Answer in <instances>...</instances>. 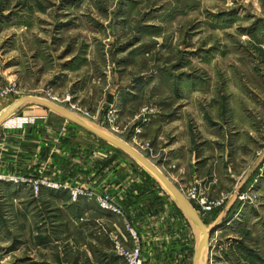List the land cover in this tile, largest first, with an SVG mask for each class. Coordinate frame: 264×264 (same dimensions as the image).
Listing matches in <instances>:
<instances>
[{"label": "rangeland", "instance_id": "1", "mask_svg": "<svg viewBox=\"0 0 264 264\" xmlns=\"http://www.w3.org/2000/svg\"><path fill=\"white\" fill-rule=\"evenodd\" d=\"M22 96L84 116L157 166L213 225L205 264H264V0H0V114ZM52 115L28 101L0 123V264H101L96 241L126 264L134 237L153 264L155 227L175 245L159 264H193L198 234L151 174ZM128 186L159 210L147 234L91 212L125 217Z\"/></svg>", "mask_w": 264, "mask_h": 264}, {"label": "water", "instance_id": "2", "mask_svg": "<svg viewBox=\"0 0 264 264\" xmlns=\"http://www.w3.org/2000/svg\"><path fill=\"white\" fill-rule=\"evenodd\" d=\"M32 101L44 106L45 108L62 115L69 121L78 124L84 129L90 131L103 140L111 143L138 164H140L145 170H147L162 186L174 203L179 207L184 216L188 219L191 225L195 228L198 234V241L193 252V264H197L199 261H203L204 250L207 247V243L211 233L214 231L212 227H206L203 221L200 219L191 204L185 199L181 192L175 187V185L155 166L147 157L142 153L128 145L126 142L115 136L114 134L100 128L97 125L90 123L81 116L71 112L70 110L61 107L47 99H43L37 96H22L17 101L13 102L3 113L0 114V123L11 115L16 109L22 106L24 103Z\"/></svg>", "mask_w": 264, "mask_h": 264}, {"label": "crops", "instance_id": "3", "mask_svg": "<svg viewBox=\"0 0 264 264\" xmlns=\"http://www.w3.org/2000/svg\"><path fill=\"white\" fill-rule=\"evenodd\" d=\"M46 109V108H45ZM48 110V109H46ZM44 111V109H43ZM49 112H52L53 114H55L56 116H60L62 118H64L65 120H68L66 119L65 117H63L62 115H59L53 111H50L48 110ZM55 115H52V116H55ZM69 121V120H68ZM71 122V121H70ZM101 128V127H100ZM136 162V161H135ZM111 163V164H110ZM108 169H110V171L108 172L110 176V179H108L106 182H105V185H108V189L113 191L112 190V184L116 182V176H115V162L114 160L110 161V158L107 159V163H106ZM115 167V168H114ZM249 171H247L246 175H245V180H247L249 178V174L250 172L252 171L253 167H249ZM65 169V172L66 170L68 169L67 167H61V170ZM66 178L67 177V173L63 174ZM152 176V175H151ZM63 177V176H62ZM154 178V177H153ZM155 179V178H154ZM111 180V182H110ZM156 180V179H155ZM244 180V181H245ZM96 182V181H95ZM95 182H93L95 184ZM156 182L158 183V181L156 180ZM161 186V185H160ZM162 188V186H161ZM163 191H165L163 188H162ZM166 193V191H165ZM118 200L120 201V206L122 205L124 207V209L126 210V216L125 217H122L121 215H116V214H112V213H107V212H102L100 210H98L97 208H94L92 209L91 212L95 213L97 215V218L99 216V218H102L104 220H108L109 222H111V218L112 217H115V218H118L120 217L121 219V222H123L122 220L126 219H131L130 221L132 223H135V226H137L138 229H141V232L147 234V232L145 231L144 229V225L146 223V221H151L153 220L154 221V224L158 223L156 218L158 217V215H156V213L159 212L158 209H156V205H155V208H153V210H155L154 212H151L152 211V201L150 199H147L148 197H145L146 196L145 194H141V193H138V191L136 189H134L132 186H128L126 188V191L125 190H122L121 192H119L118 194ZM128 196L129 198L133 199V200H136V201H133V202H129L128 203L125 201V197ZM170 197V196H169ZM81 200V199H80ZM124 200V201H122ZM171 202L176 205L174 203V201L170 198ZM81 203H82V200H81ZM177 206V205H176ZM178 207V206H177ZM122 208V207H121ZM228 205L224 206L223 208V211L225 210H228ZM179 209V207H178ZM123 210V208H122ZM180 210V209H179ZM86 211V210H85ZM157 211V212H156ZM181 211V210H180ZM182 212V211H181ZM152 214V215H151ZM183 214V213H182ZM184 216V214H183ZM185 220L187 221L188 223V226L190 227V229L192 230V232L195 234V232L197 233V231L195 230V228L191 225V223L188 221V219L184 216ZM119 219V218H118ZM113 223V222H111ZM115 224V223H113ZM112 224V225H113ZM117 227V225H116ZM118 230H120L118 227H117ZM82 232L83 233H86L85 229H82ZM154 234L152 235L154 238L156 237L155 241H152L150 242L149 244L153 247V251H154V259H152V255L151 253L149 254V257H148V260L151 262V263H157L159 264V260L157 259V255H158V251L160 252V254L162 253V250L164 251H169L171 252L175 245H172L173 243V240L171 242H168L169 241V234H168V231H165L164 229L162 231H159V229H157L155 227V229L152 231ZM111 234V233H110ZM117 235V233H116ZM111 236V235H110ZM125 237V236H123ZM94 241V240H93ZM94 244V243H93ZM96 244L98 245H101L104 250H101V253L98 254V262L101 263V264H119L118 262H120V260H118L117 257H115L113 255L112 257V253L110 252V248L105 251V245L103 243H101L100 241H96ZM208 244H207V247L206 249L204 250V254H203V261L202 263L205 264V262L208 260ZM107 254V255H106ZM206 255V257H205ZM172 257V256H171ZM145 259L143 258L142 261H144ZM162 260V258L160 259ZM117 262V263H116Z\"/></svg>", "mask_w": 264, "mask_h": 264}, {"label": "built area", "instance_id": "4", "mask_svg": "<svg viewBox=\"0 0 264 264\" xmlns=\"http://www.w3.org/2000/svg\"><path fill=\"white\" fill-rule=\"evenodd\" d=\"M50 101V100H49ZM69 110V109H68ZM71 111V110H70ZM73 112V111H72ZM75 114L81 116L80 114L74 112ZM84 119H86L84 116H81ZM88 120V119H87ZM90 121V120H89ZM77 194H81V192H79L78 190L72 191V195L75 197ZM109 199L106 196L105 199L102 201L103 204V208H110L113 211H115L116 213H120V209L119 208H113L110 204H109ZM135 238V244L133 246V248L129 251H122V254L124 255V259H125V263L126 264H141L142 263V258H141V250H140V246L137 242V238Z\"/></svg>", "mask_w": 264, "mask_h": 264}, {"label": "trees", "instance_id": "5", "mask_svg": "<svg viewBox=\"0 0 264 264\" xmlns=\"http://www.w3.org/2000/svg\"><path fill=\"white\" fill-rule=\"evenodd\" d=\"M78 125V124H77ZM81 127V126H80ZM88 132H90V131H88ZM96 136V135H95ZM98 137V136H97ZM98 138H100V137H98ZM101 139V138H100ZM103 140V139H102ZM123 152V151H122ZM151 176V175H150ZM151 178L154 180V181H156L152 176H151ZM176 206V205H175ZM176 208H177V210L179 211V213L183 216V214H182V212L178 209V207L176 206ZM184 217V216H183Z\"/></svg>", "mask_w": 264, "mask_h": 264}, {"label": "bare ground", "instance_id": "6", "mask_svg": "<svg viewBox=\"0 0 264 264\" xmlns=\"http://www.w3.org/2000/svg\"><path fill=\"white\" fill-rule=\"evenodd\" d=\"M58 105V104H57ZM60 106V105H59ZM62 107V106H61ZM47 109V108H46ZM49 110V109H48ZM51 111V110H50ZM72 112V111H71ZM74 113V112H73ZM83 118V117H82ZM85 120H87V119H85ZM87 121H89V120H87ZM91 122V121H90ZM96 125V124H95ZM106 141V140H105ZM198 264V263H197Z\"/></svg>", "mask_w": 264, "mask_h": 264}]
</instances>
